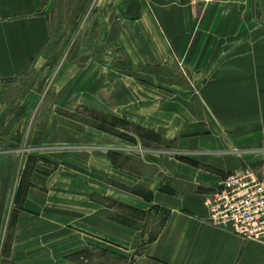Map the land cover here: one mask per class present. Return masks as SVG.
<instances>
[{"label": "crops", "instance_id": "1", "mask_svg": "<svg viewBox=\"0 0 264 264\" xmlns=\"http://www.w3.org/2000/svg\"><path fill=\"white\" fill-rule=\"evenodd\" d=\"M90 23L105 33L103 50L81 63L66 56L72 47L47 56L51 33ZM161 69L186 71L190 83ZM180 84L191 88L178 93ZM82 107L157 131L226 174L258 172L264 0H0V264H80L75 256L98 244L130 264H264V243L208 220L205 198L221 180L213 169L116 145L71 119ZM34 134L53 146L29 160L19 143Z\"/></svg>", "mask_w": 264, "mask_h": 264}, {"label": "rangeland", "instance_id": "2", "mask_svg": "<svg viewBox=\"0 0 264 264\" xmlns=\"http://www.w3.org/2000/svg\"><path fill=\"white\" fill-rule=\"evenodd\" d=\"M85 22V21H84ZM71 24V23H70ZM95 25L93 23H90L89 25H86L82 31V33H66L68 29L65 30H59L58 33H51L50 42L46 49V54L49 57L52 53H54L56 50L63 51L66 49V51L72 47L71 51L66 55L69 59H74L76 62H83L88 55L94 52V50H103L105 46V33H98L95 29ZM110 47L112 48L113 54H118V48H116L115 43L110 44ZM62 48V49H61ZM69 51V50H68ZM106 61L111 63L113 62V55H107ZM112 57V58H111ZM118 60H116V64H120V56L118 55ZM157 72H160L162 74H171L172 78L177 83L182 84H189L190 83V77L186 71L176 69V70H165L161 69ZM35 74L36 71H31L28 73L26 78V83H21L19 86H17V97L22 98L26 89V84L30 83L31 81H35ZM186 88H191L190 85H178L177 91L178 93L184 92ZM19 105V101L17 102ZM35 104V103H34ZM42 110H46L48 107V102L45 101L42 105ZM21 107H17V114L21 111ZM76 116L74 118L75 121H78L82 125H86L89 128H94L101 132L102 134H107L110 137H113V140L116 145H127L129 147H133L136 149H139L140 151H146V149L155 150V151H164L165 156L171 159L179 160L183 163H187L189 165L195 166L200 169L204 168H210L213 169V172H215L217 175L225 176V170L219 169L216 166H212L208 164V161L205 160L204 156L194 153V152H185V151H178L173 150V139L165 138L161 133L153 130H149L137 125L132 124L131 122H128L124 119L114 118L107 116L99 111L92 110L89 108L82 107L80 110H78L75 114ZM41 121V125L44 122V116L39 118V122ZM4 129H2L3 131ZM18 139H19V135ZM41 134H34L33 140L31 142H24V140L19 143V147H27L31 148L28 151L23 152L26 154V157L31 159L39 158L40 154H36L39 147H50L53 145H42L39 142V137H41ZM200 136V134H199ZM202 136H200L201 138ZM75 143H78L74 141ZM87 143V142H85ZM73 144H66V145H58V146H71ZM57 146V145H55ZM33 149V150H32ZM41 150V149H40ZM50 151L43 149L44 152ZM61 151V150H60ZM42 152V153H43ZM44 152V153H45ZM62 152V151H61ZM41 153V152H40ZM50 153V152H47ZM142 156V153L139 152ZM51 154V153H50ZM116 151H109L108 157L112 160H114L116 163H124L127 164L128 167H134L136 163L134 162H126L123 161L121 156ZM41 158V157H40ZM36 163H34L33 166H35ZM251 167L256 169L258 172V175L261 177L264 174V163L261 162V164H251ZM37 168H41L42 170H51L53 168V163H39ZM236 170V169H235ZM141 248L138 247L134 254H138L139 250ZM123 251L119 249L118 247H114L111 245H102L98 244L96 246H88L86 249L82 252H80L77 256H75L76 260H79L80 264H130V258L125 257L123 255ZM133 258V256L131 257Z\"/></svg>", "mask_w": 264, "mask_h": 264}, {"label": "built area", "instance_id": "3", "mask_svg": "<svg viewBox=\"0 0 264 264\" xmlns=\"http://www.w3.org/2000/svg\"><path fill=\"white\" fill-rule=\"evenodd\" d=\"M205 206L214 226L264 243V176L250 167L223 176L216 190L205 198Z\"/></svg>", "mask_w": 264, "mask_h": 264}]
</instances>
